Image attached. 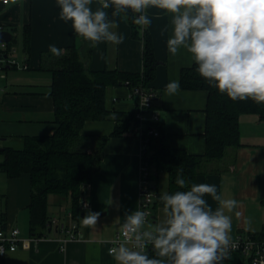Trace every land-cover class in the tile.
<instances>
[{
	"label": "crops",
	"instance_id": "crops-1",
	"mask_svg": "<svg viewBox=\"0 0 264 264\" xmlns=\"http://www.w3.org/2000/svg\"><path fill=\"white\" fill-rule=\"evenodd\" d=\"M90 7L95 11L100 7L99 0H93ZM105 11L109 13V9ZM147 13L151 23L139 25L137 38L133 36L128 16L121 14L115 20L118 27L113 30L123 36V42H92L87 66L94 71L142 72L144 36L149 33L157 59L156 75L150 85L158 92L155 107L160 112L162 139L170 148L204 155L207 151L209 94L204 90H186L181 86L182 70L195 63L183 48L176 55L169 52L167 41L172 35L171 14L155 7H149ZM0 24L12 33L10 42L16 49L18 61L17 67L12 66L7 70V78L3 83L5 89L0 92V149L4 150L5 147L21 148L25 137L48 136L58 129L54 99L50 95L53 76L51 71L44 68L43 55L51 52L50 46L62 50L72 47L80 49L85 40L75 34L71 22L60 19L57 0H10L8 4L0 0ZM27 29L30 30L29 47L26 45ZM172 80L179 81L180 90L175 95H167L165 88ZM106 104L111 111L108 118L87 122L82 130L84 135L110 136L117 123L129 119L137 107L126 85L108 87ZM253 116L264 120L256 114L242 115V145L229 149L227 156L230 154V157L226 156L224 161L211 163L209 168L212 172L200 174L196 182L215 185L218 194H222L224 199H236L239 202L238 207L231 212L225 210V214L232 219L231 240L239 233L254 235L264 229V189H241L238 179L242 171L248 174L253 164L263 161L262 158L256 160V157L263 156L264 144L254 143L249 138L246 140L242 130L243 118L254 122L256 117ZM151 152L149 147L148 154ZM3 161L4 156L1 155L0 163ZM140 166V139L131 132L123 136L111 135L104 147L100 167L92 183L85 187L83 195L89 202L84 215L88 209L100 213L96 226H85L80 222V232L84 238L68 239L60 225L68 226L72 222L69 217L72 211L71 198L52 194L48 207V215L53 222L52 230L49 226L46 237L31 242L28 248L8 254L0 260V264H117L109 253L110 241L122 229L125 213L140 210ZM155 171L154 168L153 173ZM163 178L166 182L160 187ZM154 185L157 192H167L168 174L161 172L154 178ZM243 190L247 194L244 200L241 198ZM31 196L29 174L12 178L0 169V223L18 227L21 237L25 239L33 236L29 210ZM205 199L213 209L219 207L211 195H206ZM249 207L253 208L254 216L257 211L255 217L248 214ZM160 209L163 210V207ZM152 220L155 224L159 223L158 215L155 214ZM149 227L150 222H146L144 228ZM229 263L239 264L232 259Z\"/></svg>",
	"mask_w": 264,
	"mask_h": 264
},
{
	"label": "clouds",
	"instance_id": "clouds-1",
	"mask_svg": "<svg viewBox=\"0 0 264 264\" xmlns=\"http://www.w3.org/2000/svg\"><path fill=\"white\" fill-rule=\"evenodd\" d=\"M92 2L57 0L60 19L71 22L78 37L120 44L123 36L113 30L118 24L109 19L106 9H112V17L131 11L134 24L147 26L151 23L148 8H158L171 14L172 35L167 45L172 55L183 48L199 76L218 92L233 101L251 99L264 105V0H99L95 11ZM50 50L59 54L55 46ZM179 90V81L172 80L165 93L175 95ZM175 182L185 190L159 195L161 222L145 229L144 211L125 213L122 232L126 242L110 249L117 264H223L229 258V249L234 247L232 219L225 210L231 212L239 202L224 199L215 185L192 183L181 173ZM206 195L219 207L213 209ZM99 216L88 209L81 222L96 226ZM148 245L155 257L145 251Z\"/></svg>",
	"mask_w": 264,
	"mask_h": 264
},
{
	"label": "trees",
	"instance_id": "trees-1",
	"mask_svg": "<svg viewBox=\"0 0 264 264\" xmlns=\"http://www.w3.org/2000/svg\"><path fill=\"white\" fill-rule=\"evenodd\" d=\"M109 19L117 20L111 16ZM134 14L127 16L133 28V36L139 37L138 27L132 22ZM30 30L25 31L26 45L29 47ZM144 70L140 73H128L120 70H91L81 58L78 47L58 49L43 55L44 68L51 71L53 79L50 95L54 99V115L58 129L48 136L23 138L21 148L5 147L0 155L4 161L0 169L10 177L16 178L29 174L32 196L29 205L30 227L33 236L48 234L51 217L48 215L49 196L59 195L71 198L73 220L80 223L84 211L80 199L85 187L92 183L104 155V147L110 136H123L131 132L136 124L135 113L129 119L119 121L110 136L84 135L82 130L89 121H101L108 118L107 89L110 86L126 85L129 89L142 84H150L156 75L157 59L149 33L144 36ZM13 42H10L11 46ZM9 67H6V71ZM196 65L184 68L181 86L186 90L207 91V151L204 155L190 154L185 150L173 149L165 145L159 124L160 136L151 137L150 161L155 168L156 179L166 172L169 179V193L180 189L176 177L181 173L186 180L197 182L200 174L212 172L211 163L219 162L227 156L231 148L242 145L240 117L244 114H256L264 119V105L251 99L233 101L225 94L210 86L196 72ZM129 82V83H127ZM182 170V172H181ZM156 188V186H155ZM157 191V190H156ZM161 193L158 192V197ZM163 207L157 198L153 208ZM264 239L262 232L254 234ZM149 256L155 257L152 247Z\"/></svg>",
	"mask_w": 264,
	"mask_h": 264
},
{
	"label": "built area",
	"instance_id": "built-area-1",
	"mask_svg": "<svg viewBox=\"0 0 264 264\" xmlns=\"http://www.w3.org/2000/svg\"><path fill=\"white\" fill-rule=\"evenodd\" d=\"M10 0H3L4 4H8ZM6 31L5 26L0 24V32ZM10 42H0V92L4 91L3 80L7 78L6 67H17L18 61L15 56L16 49L9 45ZM27 67V66H25ZM129 83V82H127ZM130 97L136 101L135 119L136 124L131 133L138 137L141 141V166H140V211L146 213V222L149 223L153 219L154 203L158 198V192L154 185L153 165L148 155L149 140L151 137H159L160 130V112L155 107V101L158 98V92L150 84H140L130 89ZM85 203L89 207V202L83 196L80 199V206L83 211ZM72 222L66 226L61 224L60 228L66 232L68 239H82L83 234L80 232V223L73 220L72 211L69 213ZM57 222V221H54ZM53 224V222H52ZM46 236H32L29 239L21 237V231L18 227H10L0 223V260L8 254L13 253L20 248H28L31 242H38ZM63 241H67L64 239ZM126 239L122 229L116 233L110 241V249L125 243ZM234 247H230V253H240L243 255L248 264H264V239H258L252 234L239 233L232 240ZM132 247L130 242L127 243ZM152 246L148 245L145 251L149 255ZM110 253V250H109Z\"/></svg>",
	"mask_w": 264,
	"mask_h": 264
},
{
	"label": "rangeland",
	"instance_id": "rangeland-1",
	"mask_svg": "<svg viewBox=\"0 0 264 264\" xmlns=\"http://www.w3.org/2000/svg\"><path fill=\"white\" fill-rule=\"evenodd\" d=\"M6 75H7V72H6ZM4 80H3V83H4ZM246 115H250V114H246ZM243 117H245V116H243ZM253 117H256L254 122H248V121H246L243 118L242 130H243V133H245V136H246L245 138H246V140L249 138L254 143L264 144V120H262V121L258 120L257 116H253ZM255 155H257V154H255ZM227 157H230V154H228ZM253 157L255 158L254 155H253ZM261 158H262L263 161L262 162L258 161V163H255V165L253 164V166H252L253 168H251L252 170H250L248 172V174H246L244 171H242V173L239 174V178L238 179H239V182H240L241 189L242 188H246V187L247 188L249 187L248 188L249 190H254L255 188L264 189V154H263L262 157L257 155L256 160L257 159H261ZM0 159H1V155H0ZM165 182H166V179H164V178L161 179V186L160 187H162V185L164 186ZM161 191H162V188H161ZM245 195H247V194L243 190L242 191V197H241L242 200H244V198H245L244 196ZM243 204H244V202H243ZM152 209H153V213H154L153 216L155 214H157L158 215V221L161 222L162 219H163V210H161L160 207H159V209L158 208L154 209L152 207ZM246 210H247V208H246ZM252 210H253V208L249 207L248 214L250 216H254L253 213H252L253 212ZM258 214H259V212H258ZM256 215H257V211L255 213V216ZM154 225H155L154 220H151L150 221V226H154ZM245 232H247V231H245ZM228 256H229V258L224 260L223 264H230L229 261L231 259L235 263L248 264L247 259L243 255H241L240 253L234 252V253L228 254Z\"/></svg>",
	"mask_w": 264,
	"mask_h": 264
},
{
	"label": "water",
	"instance_id": "water-1",
	"mask_svg": "<svg viewBox=\"0 0 264 264\" xmlns=\"http://www.w3.org/2000/svg\"><path fill=\"white\" fill-rule=\"evenodd\" d=\"M12 40V33L9 31H1L0 32V42H10ZM92 46V42L86 41L82 45V47L79 49L81 58L84 60L85 64L88 65V53L90 51V48ZM3 150V149H0ZM50 224V230H52V220L49 222Z\"/></svg>",
	"mask_w": 264,
	"mask_h": 264
}]
</instances>
